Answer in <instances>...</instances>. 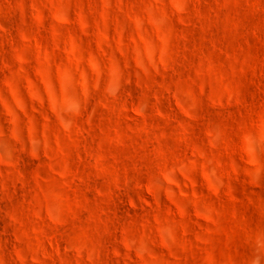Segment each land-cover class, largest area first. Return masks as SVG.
I'll list each match as a JSON object with an SVG mask.
<instances>
[{"label":"clouds","instance_id":"9594fccd","mask_svg":"<svg viewBox=\"0 0 264 264\" xmlns=\"http://www.w3.org/2000/svg\"><path fill=\"white\" fill-rule=\"evenodd\" d=\"M132 4L141 15L147 9L171 41L180 39L170 0ZM224 7L227 36L240 45L259 36L255 55L243 47L238 54L247 52L264 79V0ZM171 52L154 39L145 55H130L103 77L79 79L67 93L57 89L50 122L9 133L17 159L0 152V200L14 198L17 185L21 198L0 224V264H264V137L254 146L246 139L264 124V86L221 114L204 91L207 81L190 78L177 82L163 112L153 86ZM129 81L136 85L131 97ZM149 97L152 111L144 113ZM130 99L143 114L131 129ZM85 134L90 145L82 143ZM20 157L28 158L27 181ZM124 187L137 191L132 207L139 211L121 217L107 205L110 192ZM169 198L186 209L182 215Z\"/></svg>","mask_w":264,"mask_h":264},{"label":"rangeland","instance_id":"374dc122","mask_svg":"<svg viewBox=\"0 0 264 264\" xmlns=\"http://www.w3.org/2000/svg\"><path fill=\"white\" fill-rule=\"evenodd\" d=\"M227 2L170 0L175 12L172 24L180 35L179 40L171 41L147 9L142 10V15L132 11V0H0V131L5 134L0 138V152L17 159V146L9 133L29 125L40 128L50 122L56 110L57 89L67 93L79 79L103 77L118 68L121 61L126 64L130 55L134 58L145 55L154 39L172 49L153 86L160 96L161 111L168 110L170 93L177 82L190 78L207 81L204 91L212 95L213 107L221 114L239 107L237 100L240 104L248 103L258 88L264 86V79L260 65L247 59V52L238 53L243 47L255 55L259 36L248 40L247 45H240L238 40L226 35L229 11L224 5ZM133 81L124 85L130 97L134 96L136 87ZM189 102L186 97L185 103ZM135 103L130 99L126 106L129 129L143 116L138 115ZM151 103L149 97L144 113L152 111ZM207 119L214 121L215 116L209 113ZM260 137H264V124L258 122L247 136V143L254 146ZM82 143L91 144L86 134ZM27 160L20 157L18 165L26 181L30 167ZM211 179L222 182L218 174H213ZM19 188L17 185L11 200H0V224L6 222L5 213L21 198ZM190 189L191 185L179 191ZM85 195L91 199L94 193ZM109 195L107 206L118 208L116 215L122 217L139 211L132 207L137 199L133 188L124 187ZM169 203L178 216L186 210L177 206L174 198H169ZM190 208L188 205L187 210ZM207 223L201 221L202 225ZM7 239L6 259L12 237Z\"/></svg>","mask_w":264,"mask_h":264}]
</instances>
